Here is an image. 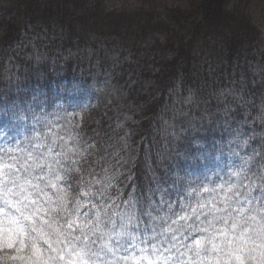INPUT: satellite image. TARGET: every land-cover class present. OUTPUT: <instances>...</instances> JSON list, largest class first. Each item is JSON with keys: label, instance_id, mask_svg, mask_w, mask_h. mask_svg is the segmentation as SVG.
<instances>
[{"label": "trees", "instance_id": "trees-1", "mask_svg": "<svg viewBox=\"0 0 264 264\" xmlns=\"http://www.w3.org/2000/svg\"><path fill=\"white\" fill-rule=\"evenodd\" d=\"M226 3L0 0V146L50 121L94 170L119 160L138 208L264 174V36Z\"/></svg>", "mask_w": 264, "mask_h": 264}, {"label": "clouds", "instance_id": "clouds-1", "mask_svg": "<svg viewBox=\"0 0 264 264\" xmlns=\"http://www.w3.org/2000/svg\"><path fill=\"white\" fill-rule=\"evenodd\" d=\"M49 124L0 146V253L11 242L34 264H264V174L235 166L138 208L119 160L94 170Z\"/></svg>", "mask_w": 264, "mask_h": 264}, {"label": "rangeland", "instance_id": "rangeland-1", "mask_svg": "<svg viewBox=\"0 0 264 264\" xmlns=\"http://www.w3.org/2000/svg\"><path fill=\"white\" fill-rule=\"evenodd\" d=\"M227 8L236 7L242 13L247 14L259 29L262 30L264 36V0H226ZM85 102H81V106H85Z\"/></svg>", "mask_w": 264, "mask_h": 264}, {"label": "snow or ice", "instance_id": "snow-or-ice-1", "mask_svg": "<svg viewBox=\"0 0 264 264\" xmlns=\"http://www.w3.org/2000/svg\"><path fill=\"white\" fill-rule=\"evenodd\" d=\"M245 164H247V161H245ZM8 248H12L13 244L11 242L7 243L6 245ZM23 245H21L20 247L16 248V255H13L10 259L12 260H19L21 261V264H34V261L32 260V258L26 254H21L23 251ZM33 255H39L38 252H34Z\"/></svg>", "mask_w": 264, "mask_h": 264}]
</instances>
